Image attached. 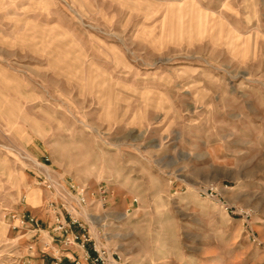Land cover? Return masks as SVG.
Listing matches in <instances>:
<instances>
[{
  "label": "rangeland",
  "instance_id": "rangeland-1",
  "mask_svg": "<svg viewBox=\"0 0 264 264\" xmlns=\"http://www.w3.org/2000/svg\"><path fill=\"white\" fill-rule=\"evenodd\" d=\"M70 214L117 264H264V0H0V264H64Z\"/></svg>",
  "mask_w": 264,
  "mask_h": 264
},
{
  "label": "built area",
  "instance_id": "built-area-1",
  "mask_svg": "<svg viewBox=\"0 0 264 264\" xmlns=\"http://www.w3.org/2000/svg\"><path fill=\"white\" fill-rule=\"evenodd\" d=\"M71 219V225H77L83 233L76 234L73 232H70L69 228L70 225L65 223H61L58 221L59 226L56 227V231H60L65 237H64V244L67 247L77 245L82 248L84 251V260L88 262L89 264H117V261H121V257L117 254H111L108 250L104 248H100L97 246L96 243H93L92 250H88V244L90 242V238L87 237V234H85L86 228L77 220L74 219L70 214ZM22 225H31L36 228L39 227V221L34 217H28L27 220H21ZM112 258V259H111ZM60 261V260H59ZM58 264V263H56ZM67 264H82V261L80 259L73 260L72 262H69Z\"/></svg>",
  "mask_w": 264,
  "mask_h": 264
},
{
  "label": "crops",
  "instance_id": "crops-1",
  "mask_svg": "<svg viewBox=\"0 0 264 264\" xmlns=\"http://www.w3.org/2000/svg\"><path fill=\"white\" fill-rule=\"evenodd\" d=\"M43 243L47 244L46 241H44ZM44 245V244H42ZM69 250L65 253H63V257H64V264H67L69 262H72L73 260H76V259H80V261H82V264H89L88 262H86L84 260V251L82 250L81 247L79 246H70L68 247Z\"/></svg>",
  "mask_w": 264,
  "mask_h": 264
}]
</instances>
